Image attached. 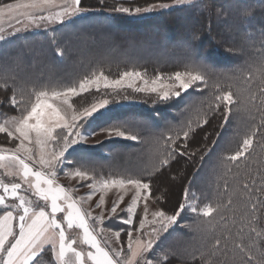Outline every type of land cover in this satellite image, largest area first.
I'll return each mask as SVG.
<instances>
[{"label":"trees","instance_id":"16d2710c","mask_svg":"<svg viewBox=\"0 0 264 264\" xmlns=\"http://www.w3.org/2000/svg\"><path fill=\"white\" fill-rule=\"evenodd\" d=\"M11 1L14 0H6V2ZM170 2L172 0H104L103 3L101 0H82L81 6L91 11L90 13L46 32H38V30L21 32L6 39L8 42H1L0 47L21 41L24 46L33 43L24 51L28 50L33 58L35 56L37 59L40 58L41 69L37 71L38 75H28L23 79L19 77L14 66L13 70L9 67L0 68V85H4L7 80V86L0 87V121L6 117L19 115L17 109L9 103L13 89L17 99L21 91L28 99L34 88L61 89L69 84H77L83 77L101 70L110 78L118 77L125 70H138L146 72L149 76L188 70L201 72L205 76L206 83L199 84L200 89L194 86L187 93H182L179 98L163 103L156 100L154 93H133L131 89L122 91L120 96H116L110 90L101 89L100 92L94 90L80 97H74L75 105L82 106L89 105L94 99L107 93V98L113 102L88 118L86 130L96 131L121 125L126 131L135 134L138 139H116L110 142L113 145L108 149L102 147L105 144L101 143L79 144L65 153L63 162L68 168L72 166L90 171L99 179L108 177L142 179L150 184V197L158 201L160 209L168 215L175 214L182 203L194 202L198 208L206 204L222 205L220 213H214L213 217L201 215L204 223L209 220L214 221V228L207 232L202 244L195 247L194 242L189 243L190 239L193 240V235L188 230V224L194 220L193 215L197 214L185 209L176 224L167 232L160 233L161 237L154 243V255L150 254L149 258L155 260L160 254L167 253L168 259L163 264H203L201 254L207 257L215 240L219 238L221 240L219 248L227 252L229 262L233 257L239 261L244 253L235 247L237 243L247 247L255 238L260 248L264 249V237L256 238L255 233H250L247 228H244L243 232L240 231L241 226L246 222L241 220V216L247 211L249 203L244 195L243 183H251L253 178L259 183L260 176L257 173L264 174V129L253 138L250 154H245V157L237 162L239 167L229 164L231 172L225 175L226 157L238 149L253 124H259L261 116L260 112L254 111L252 115L256 119L253 121L249 113L244 110L247 105L243 102L251 92L258 91L260 85L258 69L261 67V61L264 60V35H262L264 34V0H199L195 2L196 6L183 5L138 18L131 17L128 13L113 11L118 6L134 11L137 7L145 8L152 4ZM217 9H220L223 15L218 17ZM244 12H250L251 15L245 18ZM257 17H261L260 20ZM83 24L89 27L88 31L85 30L87 27L80 28ZM104 24L111 28V32L104 35V40L110 43L107 51L116 48L124 54H103L101 51L106 50V46L101 43L96 48L97 52L87 58L81 56L83 60L77 63V53L69 51V37L70 44L73 42V34L84 36L85 40H94L95 38L89 39L87 32L91 28L95 33H102ZM189 26L191 28L186 32ZM71 27L74 31L61 41L60 30ZM160 27L165 31L155 32L159 31ZM175 34L178 36L175 37ZM153 44L159 46L160 51L153 50ZM129 45L140 47L145 51V55L137 57L126 54ZM58 49L62 51V55L58 54ZM177 49L181 51H175ZM3 55L4 53L0 52V56ZM11 55L12 61L15 62V54ZM48 59L54 63L52 68L49 67ZM63 61H67L65 62L68 64L67 69H64L63 63L60 64ZM229 90L241 101L239 104L241 110L237 112L238 105L233 104L232 114L225 123L223 108L219 112L211 113L209 103L213 102L215 95L221 91ZM123 95L129 98L122 99ZM205 116L208 123L202 127L197 126ZM189 124L193 131L185 141L183 131L188 129ZM230 129L232 132L229 135ZM178 133L180 139L177 140V145L181 146L180 151L185 154L175 153V158L170 159L167 166L154 172L166 150L170 151L165 144L166 138L169 135L175 137ZM2 138L0 136V139ZM3 142L0 140V143ZM220 142L224 145L223 149L213 160V163L218 165L215 182L217 187L210 195L212 203L209 200L203 202L196 190L199 186L195 184V178L203 170L207 158L214 154ZM184 144L186 147L183 146ZM6 145L9 144H4ZM165 176L176 179L181 185L174 205L168 201V196L165 197L166 190L163 189L161 192L163 188L161 178ZM186 189L187 199H185ZM229 198L232 200L231 205L227 204ZM237 201L241 204L239 208ZM137 220L138 217L135 216L134 222L129 226L125 223L121 224L125 228L134 230L138 226ZM208 226L209 224H204V228ZM256 226L258 230H264V215L257 221ZM125 228L119 229L123 245L129 231ZM203 233L204 231L200 235L202 236ZM183 238L192 247L184 256L178 252V249L184 246H181ZM165 241L167 245H163ZM250 251L258 260L261 259L256 247H252ZM193 256L196 259H193ZM47 259L46 256L44 264H47ZM224 259L223 255L213 257L215 261Z\"/></svg>","mask_w":264,"mask_h":264},{"label":"snow or ice","instance_id":"6c2138e0","mask_svg":"<svg viewBox=\"0 0 264 264\" xmlns=\"http://www.w3.org/2000/svg\"><path fill=\"white\" fill-rule=\"evenodd\" d=\"M103 2L104 0H101V3ZM81 3L82 0H14V2L0 0V41H5L21 32L47 29L53 24H64L67 20L87 11ZM177 5L196 6V3L195 0H172V4L159 3L146 8L137 7L134 12H151L156 8L168 9ZM113 11L128 14L133 12L132 9L122 6L114 8ZM216 14L218 17L223 15L220 9H217ZM250 15V12L243 13L245 18ZM57 51L58 54H63L61 50ZM258 72L260 73L258 91L251 92L243 103L247 105L244 110L249 113L253 121L256 117L252 113L254 111L261 113L259 124H253L243 137L238 149L226 157L225 175L231 172L229 164L239 167L237 162L245 157V154H250L253 138L261 129H264V60L261 61ZM204 83H206L205 76L194 70L177 71L167 75L157 73L154 76L138 70H129L122 72L115 79L110 78L101 70L65 88H34L28 99L25 98L23 91L17 99L15 89H13L9 103L17 109L19 115L4 118L0 122V133H5L7 138L18 141V143L11 149L0 147V169L4 170V176L18 178L20 182L15 180L6 182L0 177V209H2V214H0V264H44L46 256L48 257L47 264H163L167 261V253L160 254L155 260L149 258L150 254L154 255V243L160 233L167 232L169 226L176 224L178 217L185 209L203 217H213L214 213H220L221 204L217 203L214 206L206 204L198 208L195 203H182L173 215H168L160 209L152 211V219L149 220L147 201L150 198V184L142 179L96 180L94 176L90 177L89 173L81 169L66 173L70 178L92 179L93 182L87 187L93 191L87 195V200H91L97 189L101 193H107L113 188L122 190L123 194L118 195V198L113 201L111 214L117 213V208L124 200V194L134 190L126 209L129 217L123 220L125 224L133 223L132 216L139 202L144 201L143 218L140 219L139 228L136 229L141 236L133 239V233L129 231L126 249L122 245L118 248L111 247L107 240L102 243L98 239V235L106 230L92 226L88 222L91 218L103 224V211L93 217L91 211L82 209L79 203L85 201V197H74L73 189L66 188L57 182V168L62 164L65 153L73 145L87 139L80 131L84 127L83 122L113 102L107 98L108 94L104 93L88 106L77 108L73 102L74 97H80L92 89L97 92H100L102 88L111 90L116 96H120L121 92L126 89H131L133 93H154L156 100L163 103L179 98L182 92H187L190 88ZM6 86L7 80L4 85H0V87ZM121 98L126 100L129 97L123 95ZM240 103L241 101L235 98L230 90L221 91L215 95L214 101L209 103V112H219L223 108L224 122L227 123L233 111L231 106L238 105L236 111L239 112ZM207 123L208 119L205 116L197 126L202 127ZM100 131L107 133L109 137L115 135L130 140L138 139L135 134L126 131L121 125H113ZM191 131L193 129L189 124L188 129L183 131L185 141ZM179 139V133L175 137L169 135L166 138L165 144L170 151L166 150L159 165L154 168V172L167 166L170 159L175 158V153L185 154L180 151L181 146L177 145ZM183 146L186 147V144ZM257 175L260 176L259 183L253 178L251 183L244 182L242 186L249 203L247 211L241 216V220L246 222L241 226L240 231L243 232L244 228H247L250 233H255L256 238H261L264 237V230H258L256 225L264 215V174L257 173ZM142 190H148V192L142 194ZM187 197L186 189L185 199ZM104 204L105 195L102 194L96 207L102 208ZM227 204H232L231 198ZM157 223L160 225L159 228L152 227L148 233L143 231L146 226ZM208 224L214 228L211 220ZM72 229L82 231L77 236H70L67 230ZM143 236L148 238L143 239ZM112 237L119 244L120 232H113ZM220 244L221 240L217 238L208 256L201 254L203 264H264V249L260 248L255 238L247 247L242 243L235 245L240 252L244 253L239 261L233 257L229 262L227 252L219 248ZM252 247H256L260 252L261 259L258 260L252 254L250 251ZM218 255H223L225 259L213 260V257ZM193 259L196 257L193 256Z\"/></svg>","mask_w":264,"mask_h":264},{"label":"rangeland","instance_id":"374dc122","mask_svg":"<svg viewBox=\"0 0 264 264\" xmlns=\"http://www.w3.org/2000/svg\"><path fill=\"white\" fill-rule=\"evenodd\" d=\"M199 1V0H195ZM14 2V1H11ZM169 4H172V2H170ZM154 5V4H152ZM149 6V5H148ZM146 6V7H148ZM179 6H183V5H177L174 7H170L168 9H160V8H156L151 12H141V13H135L134 11L132 12V14H129L131 17L134 18H138V17H145V16H149L155 13H158L160 11L163 10H169L175 7H179ZM145 7V8H146ZM91 11H86L85 13H83L80 16L86 15L88 13H90ZM77 17V16H76ZM73 17L67 21H72V19L76 18ZM261 17H257V19L260 20ZM181 19V18H180ZM66 21V22H67ZM97 21V20H95ZM218 22V20H217ZM229 22V21H228ZM58 25L60 24H53L51 26H49L47 29L44 28H40V29H33V30H29V31H25V32H31V31H35L38 30V32L41 31H48L52 28H56ZM104 30L102 31V33H95V31L91 30L87 32L90 38H95L94 40H88L84 38V36H79L78 34H73V42L70 44V37H69V51L70 53L72 52H76L78 55V59H77V63H81V61L83 60L81 56H85L86 58L89 55H93L94 52H97L98 50L96 49L101 43H104V45L106 46V50H102L101 52H103V54H124V52L115 49H111L110 51H107V47L109 46L110 43H108V41L104 40V35L107 34L108 32H111V28H108L106 24H104ZM19 26V25H17ZM5 27L7 28V25H5ZM85 27H87V25H81L80 28L81 29H85ZM88 28V29H87ZM85 30L88 31L89 27H87ZM190 26L188 27V29H186V32H188L190 30ZM10 30V29H9ZM159 31H155V32H160L162 30L165 31V29H162L161 27L158 28ZM74 30L70 28L66 29V30H60V34H59V38L62 40H64L66 35H69L73 32ZM154 32V33H155ZM178 35L175 34V37H177ZM162 39V38H161ZM3 41H0V43ZM5 42H8L7 40H5ZM152 43V42H149ZM33 43H30L26 46H24V43L21 41L20 43H13V44H6L0 47V52L4 53L3 56H0V68H11L14 66V69L17 70L19 77L21 78H25L28 77V75L30 76H36L39 74V71L41 68L39 66L40 64V58L37 59V56H35V58H33V55H30L27 51H24V49L28 46H30ZM153 50L155 51H160V47L156 46V44L152 45ZM175 51H181L180 49H177ZM6 53V54H5ZM75 53V54H76ZM129 53L128 55H135L137 57H143L145 55V51L141 50V48H137L134 45H129V47H127V51L126 54ZM171 53V52H170ZM11 54H15V62H13V57ZM49 62V67H53V61H50V59H48ZM67 61H63L60 62L63 63L62 65L65 67L64 69H67V63H65ZM64 71V70H63ZM125 71H129V70H125ZM124 72V71H122ZM121 72V73H122ZM120 73V74H121ZM119 77V76H118ZM116 77V78H118ZM115 79V78H112ZM72 84L63 86V88L67 87V86H71ZM103 89V88H102ZM198 89H200V87H198ZM95 89H92L90 91H94ZM111 91V90H110ZM182 93H187V92H182ZM84 94V93H83ZM74 101V99H73ZM75 104V103H74ZM76 106V105H75ZM88 105H82V106H76L77 108H82V107H86ZM101 111V110H100ZM94 115V114H93ZM107 120V118H105ZM3 121V120H2ZM0 121V122H2ZM87 121V120H86ZM84 121V127L80 129V131L82 132V134L87 137V139L82 140L80 142H78L76 145H73L72 147H77V145L79 144H105L102 147H106L107 149L109 147H111L113 145V143H110L113 140L116 139H121L123 137H116L115 135H113L112 137H109L107 135V133L96 130V131H87L85 128V125L87 124V122ZM103 129V128H102ZM232 132V129H230L228 131V134L230 135V133ZM93 133H95V135H93ZM3 138L0 139L1 141H4L3 143H0L1 147H7V148H14L15 145L18 143V141L15 140H10L9 138H7L5 133H0ZM2 134H5V136H3ZM126 139V138H125ZM4 144H9L4 146ZM223 144L222 142L219 143V145L216 147V149L214 150V154L209 156L207 158V162L205 167L203 168V170L199 173V175H197V178H195V184H197L199 187L196 188L197 192L200 194V198L203 202H208V200L212 203L211 201V197L210 195L213 194L215 188L217 187V185L215 184L216 182V176H217V169H218V165L213 163V160L215 159V156L219 155L221 150L223 149ZM71 147V148H72ZM65 160V159H64ZM85 160H87V157H85ZM66 161V160H65ZM67 162V161H66ZM216 167V169H215ZM74 169H81V168H77V167H70L68 168L64 162H62L61 165H59V167L57 168V177L56 180L58 183H60L61 185H65L67 186L66 188H71L74 191L72 192V195L74 197H85V201H81L79 203V206L84 209L85 211H91L92 212V216H97L99 215L102 211L104 213V221L103 224H99L98 222L93 221L91 218H89V224L92 226H96V227H102L104 228L106 231L103 234L98 235V239H100L102 242H104L105 240H107L109 242V245L111 247H120L121 245L125 247V245H127L128 243V235L126 237V241H125V245H123V242H119V244L115 241V239L112 237V233L119 231V229L121 228H125L122 226L121 223H123V220L128 219L129 217V213L126 211L128 204L131 201V197L134 193V190H130L127 192V194H124V200L122 203H120L119 207L117 208V213L116 214H111L110 213V209L112 207L113 201L116 200L118 198V195L123 194L122 190L119 189H110L107 191V193H101L98 189L95 191V193L92 195L91 200H87L86 197L87 195L92 192L93 190L90 189L89 187H87L88 184H91L93 181L92 179H88V180H80L79 178H70L69 176L66 175V173L73 171ZM83 171H86L87 173H89L90 177H93L94 175L87 170L81 169ZM3 169H0V177L4 178L6 182H10L12 180H15L16 182H20L18 178H13V177H7L4 176L3 174H1V172L3 173ZM116 176V175H115ZM114 176V177H115ZM96 178V180H100L99 178H97L96 176H94ZM113 177H108L105 179H110ZM119 178V177H118ZM115 177V179H118ZM120 179V178H119ZM162 179V183H163V188L161 189V192H163V189L166 190L165 193V197L168 196V201L172 203V205H174L177 201V197H178V192L180 191V183L176 180V179H169V177L165 176ZM191 193V191H190ZM104 194L105 195V204L102 206V208H97L96 204L100 199V196ZM142 194H146L145 190H142ZM195 199L197 197H194ZM148 205H149V215H148V219L151 220V212L155 211L157 209H160L158 201H156L154 198L150 197L149 200L147 201ZM194 203V202H193ZM213 205V204H212ZM241 204L238 203L237 201V208L240 207ZM143 206H144V201L141 200L138 204V207L136 209V212L133 214L132 216V220L134 222L135 220V216L138 217L137 220V227L134 230H130L129 227H126L127 229H129V231H132L133 233V239H135L137 236H141V233L136 231V229L139 228V221L140 219L143 218ZM161 210V209H160ZM59 216H62V214H58ZM194 220L190 221L188 224V230L189 232L193 235V240L189 243H195V247L199 246L200 244H202V241L204 239V237L206 236L207 232H209L211 230L212 227L208 226L207 228H204V224L207 225L208 222L206 221L204 223L203 218H201V215H193ZM200 218V219H199ZM214 223V221L212 222V224ZM159 224V223H157ZM156 224V225H157ZM128 226L130 224H127ZM173 226V225H171ZM169 226V228L171 227ZM152 227H160V226H155V225H148L146 226V228L143 230L145 233H148L151 231ZM125 228V229H126ZM68 234L70 236H77L79 233H81L82 230L80 229H72V230H67ZM128 231V232H129ZM204 233L202 234V236L200 235L201 232ZM120 232V231H119ZM121 233V232H120ZM196 236V237H194ZM161 237V236H159ZM175 237V235H174ZM143 239H147V236H143ZM202 238V240H201ZM172 239V238H171ZM170 239V241H171ZM157 241V240H156ZM155 241V242H156ZM177 241V240H175ZM179 244V242H176ZM188 241L186 239H182V243L181 246L184 245L183 247L178 249V252L180 255L184 256L185 254L189 253L190 250L192 249V247L189 245ZM163 245H167V242L165 241ZM187 246H189L188 248H186ZM85 248L87 246H84ZM127 247V246H126ZM125 247V249H126ZM177 248V246H176ZM162 250V249H161ZM162 252V251H160Z\"/></svg>","mask_w":264,"mask_h":264},{"label":"crops","instance_id":"0c3cea01","mask_svg":"<svg viewBox=\"0 0 264 264\" xmlns=\"http://www.w3.org/2000/svg\"><path fill=\"white\" fill-rule=\"evenodd\" d=\"M1 147V146H0ZM5 149H10V148H7V147H4ZM38 167V166H37ZM1 174H3L2 172H1ZM60 184V183H59ZM64 187H67V186H65V185H63ZM102 242V241H101ZM103 243V242H102Z\"/></svg>","mask_w":264,"mask_h":264}]
</instances>
